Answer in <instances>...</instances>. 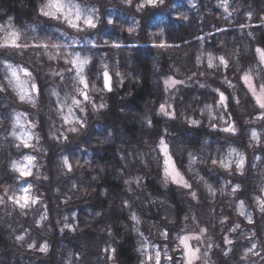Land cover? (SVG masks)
<instances>
[{
    "label": "clouds",
    "instance_id": "obj_1",
    "mask_svg": "<svg viewBox=\"0 0 264 264\" xmlns=\"http://www.w3.org/2000/svg\"><path fill=\"white\" fill-rule=\"evenodd\" d=\"M35 3L31 21L14 27L9 16L0 25L5 40L10 32L17 37L14 46L0 42V148L8 150L7 158H0V168L8 174L0 183V226L8 229L6 242H0V264H155L157 252L168 255L179 248L175 243L179 233L171 239L161 235L177 227L175 213L183 211L174 194L187 205L184 220L192 221L180 232L199 233V264H264V119L258 118V109L240 83L241 74L251 72L257 85L264 84V64L255 52L264 47V0H183L188 10L179 13L181 20L206 15L233 29L232 37H218L215 46L206 48L211 35L206 33L204 39L196 37V47L165 45L157 47L155 58L145 50L123 64L113 60L122 55L121 45L104 39L111 36V29L101 31L98 25L106 20L112 29L139 39L137 30L143 28L135 14L145 12L146 0H132L131 5L114 0V8L132 16L127 24L102 18L97 5L103 7V0H81L91 5L83 9L67 0L64 8L75 10L68 13L71 17L79 12L94 19V28L85 27L81 19L79 30L50 9L48 0ZM140 4L144 6L138 9ZM164 4L162 0L157 7ZM40 26L43 35H37ZM165 35L161 26L147 31L145 39L154 42ZM77 44L83 47L77 49ZM162 52H169L166 67ZM173 54H178L176 59H171ZM74 56L88 58L82 70L73 67ZM10 68L16 70L23 89L9 74ZM104 72L111 75L110 88H105ZM169 78L181 83L162 89L161 82ZM217 81L220 86H214ZM205 89L223 92L225 101L201 92ZM161 104L171 115L159 110ZM228 125L235 133L222 131ZM22 141L30 151H24ZM66 160L71 170L65 167ZM166 160H171L184 184L166 177ZM42 180L48 181L45 187L52 199L65 204L83 201L86 215L60 216L57 233L42 210ZM24 189L30 193L29 202L17 207L8 197H16L18 190L22 196ZM217 194L229 214L208 211ZM25 216L28 221L21 219ZM254 217L259 220V235L249 227ZM217 226L223 244L213 239ZM161 238L174 248L157 251L153 242ZM163 264L169 261L164 259ZM178 264H184L183 259Z\"/></svg>",
    "mask_w": 264,
    "mask_h": 264
},
{
    "label": "trees",
    "instance_id": "obj_2",
    "mask_svg": "<svg viewBox=\"0 0 264 264\" xmlns=\"http://www.w3.org/2000/svg\"><path fill=\"white\" fill-rule=\"evenodd\" d=\"M105 2L103 0V3L109 4V0H106ZM81 2V0H80ZM114 0H110V4H113ZM180 5H178V8L173 10L171 7L175 6V4H178V0H165V4L161 5L159 7H147L145 9L144 13H136L135 18L140 22L142 25L143 31L141 29L137 30V35L139 39H131L129 38V35L127 32L120 33L118 29H112L111 27H106V22H104L103 25H100L104 29H111V36L109 37V40L112 41L110 43L115 44L118 43L121 45L122 49V55L120 56H114L113 60L120 61L122 64L125 59H135L137 57L138 52L140 51H149L151 53V57H156V49L154 45L159 43H164L165 45H171L173 48L177 49H188L198 46L199 41L196 39V37H200L201 39L205 38L206 33H211V35L207 36L205 47L208 48L210 46H215L217 43V38L227 35L228 37H232L233 35V29L228 28L226 24H221L217 20L210 18L208 16H204V18H200L192 15V19L190 22L181 20L180 17H177L181 11H187V5L179 2ZM104 4V5H105ZM36 7L35 0H0V24H4L7 21V18L9 16L13 17L12 24L14 26L19 25L22 21L28 22L31 21L32 16L36 13H34V9ZM107 11V10H106ZM102 14L101 16H103ZM130 18V17H128ZM42 19V18H41ZM130 21H132V18H130ZM46 22L55 23V21H50V19ZM149 25H152L151 28H149ZM35 26V25H34ZM165 27V39L159 40V41H147L145 39L146 32L147 31H156L159 27ZM40 33H43V26H40L37 29ZM71 31V30H70ZM44 34V33H43ZM116 37H120L119 39H116ZM142 45H146L145 47H142ZM163 49V48H161ZM108 49H103L101 52H107ZM112 51H119L117 49H112ZM176 55L173 54L171 59H176ZM162 59H163V66L166 67L167 63L171 62L169 59V52H162ZM127 66V65H124ZM191 74V73H189ZM226 75H230V73L225 70ZM175 79V78H173ZM199 79L203 80L204 77H200ZM212 77H209V82H212ZM241 85L242 82L240 80ZM214 86H220L219 81L214 84ZM177 85L171 89L176 88ZM226 87V86H224ZM224 87H221V90H224ZM161 88H165L164 82H161ZM201 92H207L210 96H216L218 98L217 93H212L210 90H201ZM250 99H252L250 97ZM253 101V100H252ZM234 104V102H232ZM254 103V101H253ZM229 112H232V108H229ZM237 115H239L237 113ZM235 119V117H234ZM242 123V121H241ZM218 132V129H217ZM220 134V133H219ZM220 135H223L220 134ZM25 152H28L30 150L24 148ZM0 153H2V156L0 158L6 159L8 156V150L4 148H0ZM257 155H260L259 150L257 151ZM52 156V153H48V157L50 158ZM262 160H264V156H262ZM45 163H49V160H45ZM259 163V162H258ZM8 180V174L6 169L0 168V183H3L4 181ZM48 184V181H41L40 182V191L43 194L44 198V204L43 209L47 213L48 222L51 223L53 227L56 228L57 233H59V226H57L56 222L62 215H67L70 213H76L78 217H81L83 215H86L83 212L84 207L87 205L83 201H68L67 204L63 202V200L56 201L52 199L50 196V193L48 189L45 187ZM19 186V185H18ZM174 200L176 201L177 208L183 207V211H177L175 213L176 216V222L177 227L174 228L169 233V238H173L177 235V233L182 234L183 232H180V228H183L185 224L191 225L192 221L189 219L188 221L184 220V213L187 212V205H181L179 201L182 199L177 194H174ZM223 199L217 194V199L213 200L211 202V205L208 206V211L211 212L212 215L219 216V215H227L229 214L230 210L225 209V205L223 203ZM218 201H220L218 203ZM60 204L61 210H57V204ZM2 208V206H0ZM0 215H3V212H0ZM8 217H5V220L8 221ZM23 221H28L29 218L27 216L21 218ZM197 223L200 222V217L197 216ZM77 224L81 225V228L84 231H87V229L83 228V224L80 219L76 220ZM246 223V222H245ZM259 220L258 218H255V222L253 225H250L253 230L257 232V235H259ZM204 226V225H202ZM229 226H231V222L229 223ZM67 231V230H66ZM165 231H168L165 229ZM7 226H0V242H6L7 240ZM213 239L217 242L223 244V238L222 234L219 232V227L213 229ZM230 239H233V236H229ZM157 247L164 248H174V245L169 244V240H165L161 238L159 241L153 242ZM177 243V241H175ZM234 243H236L234 241ZM225 247H232V245H224ZM264 255V252H262ZM170 256L175 259V264H178L177 262L180 261L179 253L177 248L174 250L169 251ZM43 255V253H41ZM177 257V259H176ZM171 264H173L171 260ZM199 264V263H198Z\"/></svg>",
    "mask_w": 264,
    "mask_h": 264
},
{
    "label": "snow or ice",
    "instance_id": "obj_3",
    "mask_svg": "<svg viewBox=\"0 0 264 264\" xmlns=\"http://www.w3.org/2000/svg\"><path fill=\"white\" fill-rule=\"evenodd\" d=\"M161 2H162V0H146V3L149 7H157ZM128 3H129V5H131L132 0H128ZM143 6H144L143 4H140L137 6V8L139 9L140 7H143ZM48 7L50 9H53L55 13H60L62 15L64 14L63 13L64 4L62 3V0H48ZM42 13L45 16L49 15V12H47V11L42 10ZM66 19H68L69 25L71 27L77 29V30H79V27L75 21H80L81 19H83V24L85 25V27H88V28H94L95 27L94 19L92 17L82 16L79 12H77L74 19L70 16V14H67ZM129 31L131 32L132 29H129ZM8 35H9V37L12 38V44L11 45L14 46L15 41L17 39L16 34L10 32ZM5 43L8 44L7 42H5ZM154 46L159 47V48H164L165 44L159 43V44H156ZM114 47H118V45H114ZM255 52H256V56L259 59V61L262 64H264V47L256 48ZM219 60H220V63L222 65H224L225 67H228V62L225 60L224 57H220ZM208 62H209V67H212V62H213L212 56L208 57ZM71 63L73 65V67L77 68V70H82L83 66L88 63V58L87 57L74 56L71 59ZM9 70H10L13 78L19 84V76H18L16 70L13 68H10ZM103 75H104L105 88H110L111 83H112L111 75L108 72H104ZM240 80L247 87L248 92L254 101V106L256 109H258V118L264 119V84L257 85L253 80V75L251 74V72H244L243 74H241ZM81 83H85L83 79L81 80ZM178 83H181V82L177 81L173 78H169V79L164 81V85H165L166 89H171V88L175 87ZM217 94H218V102L223 103L226 99L224 93L218 92ZM81 95H86V93H81ZM227 99H229V101H230L231 98H227ZM159 110L161 112L166 113V106L164 104H161L159 106ZM166 114L171 115L170 113H166ZM65 119L67 120L68 118L66 117ZM222 131L224 133H227V134H233V133H235L236 130L232 125H228L224 129H222ZM253 135H255V133H253ZM22 143L24 144L25 148L29 147V145L26 141H22ZM161 150L166 153L167 147L162 145ZM165 163H166V168H165L166 177L171 179V181L173 183L184 184L183 177L176 170V168L172 164L171 160H166ZM213 163H216V161H213ZM65 167H67L69 170H71V164L67 160L65 161ZM16 171L20 172V174L24 177L30 176L29 172L22 171L20 169V167H17ZM23 191L25 193L28 192L27 189H24ZM8 199L10 201H14L17 204V206H19V207H26L28 202H29L30 196L29 195H22V196H18V197L17 196L16 197L9 196ZM33 203H35V201H33ZM261 203L264 204V202H261ZM65 227L67 229L71 230L72 225L67 224V225H65ZM201 231L203 232V231H205V229H201ZM161 235L164 236L165 238H167L169 236V233H161ZM192 238L193 239H199V236H193ZM187 241H188V237H186V236L179 239V243H180V245H183V249L185 251L184 264H194V262L199 261V249L190 248ZM155 255H156L155 264H161V253L157 252ZM148 259L151 260L152 257L149 256ZM163 259L173 260V258L168 256V255H163ZM173 264H175L174 260H173Z\"/></svg>",
    "mask_w": 264,
    "mask_h": 264
},
{
    "label": "rangeland",
    "instance_id": "obj_4",
    "mask_svg": "<svg viewBox=\"0 0 264 264\" xmlns=\"http://www.w3.org/2000/svg\"><path fill=\"white\" fill-rule=\"evenodd\" d=\"M105 2H107L106 0H104ZM67 2V0H62V3L64 4V3H66ZM179 2H181V3H183V0H179ZM72 3H75V4H77L80 8H85V7H90L91 5L90 4H84V3H81L80 2V0H72ZM105 3H103V5H104ZM113 4H110V0H109V4H105L103 7H101L100 5H97V8L99 9V13H100V15H102V14H104L103 16H101L102 18H111V19H113L114 20V22H116V21H120V22H127V21H130L131 19L130 18H132V16L131 15H129V14H127L125 11H122V10H120V9H118V8H114L113 6H112ZM178 5H180V3H178V4H175V6H173V7H171L173 10H175V9H177L178 8ZM186 5V4H185ZM107 10V11H106ZM70 11H75L74 9H71V8H68V9H63V15L61 14V18L62 19H66V17H67V14L70 12ZM128 17H130V18H128ZM177 17H180L179 15L177 16ZM43 20H45V21H48L49 20V18H47V17H41ZM73 19H74V16L72 17ZM76 23H77V25L79 26V21H75ZM105 22H106V20H105ZM0 25H3V24H0ZM106 25V27H108V28H110L111 26H109V25H107V23L105 24ZM14 26V25H13ZM15 27V26H14ZM98 29H101V31H103V27H101L100 25H98ZM72 31V30H71ZM37 35H43V33H40L38 30H37ZM4 36H5V34L3 33V32H0V42H7L9 45H11L12 44V38L11 37H9V35H8V38H7V40H5L4 39ZM104 39H109V37L108 36H105L104 37ZM110 42H112V41H110ZM17 43V41H15V44ZM77 49H79V48H81V47H83V45L82 44H77L76 46H75ZM103 49H101L100 51H102ZM9 74H11V72H10V70H9ZM253 80H254V82L256 83V80H255V77L253 76ZM242 82V81H241ZM242 84H243V86H244V88H245V90H247L248 91V89H247V87L245 86V84L242 82ZM19 88H21V89H23L24 88V85L22 84V83H20V84H18L17 85ZM250 97H251V95H250ZM252 98V97H251ZM253 100V99H252ZM220 134H222V133H220ZM26 149H28V150H30L29 148H26ZM48 160V159H47ZM34 171V170H33ZM18 174V173H17ZM26 179H28V180H31L32 179V177L31 176H28V177H26ZM18 187V189L20 188V187H24V188H26V187H28L27 185H23V186H17ZM23 195H30V193L29 192H27V193H25V192H23ZM18 196H20V191L18 190V192H17V197ZM262 202H264V201H262ZM17 207H19V206H17ZM254 222H255V217H254ZM188 237V245H189V247L190 248H193V249H196V248H198L199 247V245L197 244V242H196V240L197 239H193L192 237L193 236H199V233H198V231H191V230H189V229H187V230H185L182 234H180V236H179V239L180 238H182V237ZM177 243L179 244V248H177V250H178V253H179V257H180V260L181 259H183V262H184V257H185V251H184V249H183V245H180V243H179V240H177ZM156 247V246H155ZM165 248V247H164ZM161 249H163V248H161ZM160 249V247H157L156 248V250L157 251H160L161 250ZM263 253H261V255H262ZM168 256H170V254L168 253ZM171 257V256H170ZM176 259H177V257H176ZM163 253L161 252V264H163ZM174 260V262H175V259H173ZM173 260H172V262H173ZM169 261V264H171V260H168ZM178 263V262H177ZM199 263V261H197V262H194V264H198Z\"/></svg>",
    "mask_w": 264,
    "mask_h": 264
}]
</instances>
